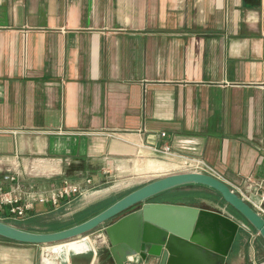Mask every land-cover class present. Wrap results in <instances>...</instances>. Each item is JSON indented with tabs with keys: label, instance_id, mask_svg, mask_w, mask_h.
<instances>
[{
	"label": "crops",
	"instance_id": "0c3cea01",
	"mask_svg": "<svg viewBox=\"0 0 264 264\" xmlns=\"http://www.w3.org/2000/svg\"><path fill=\"white\" fill-rule=\"evenodd\" d=\"M163 144L264 179V0H0V181L67 178L83 200L116 174H178Z\"/></svg>",
	"mask_w": 264,
	"mask_h": 264
},
{
	"label": "water",
	"instance_id": "95a60500",
	"mask_svg": "<svg viewBox=\"0 0 264 264\" xmlns=\"http://www.w3.org/2000/svg\"><path fill=\"white\" fill-rule=\"evenodd\" d=\"M191 184L218 192L264 240V219L225 182L198 173L172 174L152 181L86 221L62 230L33 232L0 221V237L31 246L62 243L136 208L104 229L115 264L137 263L150 257L160 259L159 264H227L242 222L217 211L151 202L164 192Z\"/></svg>",
	"mask_w": 264,
	"mask_h": 264
},
{
	"label": "rangeland",
	"instance_id": "374dc122",
	"mask_svg": "<svg viewBox=\"0 0 264 264\" xmlns=\"http://www.w3.org/2000/svg\"><path fill=\"white\" fill-rule=\"evenodd\" d=\"M159 178H161V175L141 178L140 176H127V174L119 177V175L116 174L109 177L106 183L97 184L85 199L77 200V198L79 199L82 196L76 197V201L71 207H69V203H66V205L63 204L59 209H51L48 214L43 216L35 217L34 219L30 218L21 222H11L9 224L24 230L33 229L35 230L33 232H48V230L56 227L69 226L71 222L76 221L78 214L80 215V213L89 209L93 205L118 200L120 197ZM71 203H73V201ZM201 205L206 207L210 205L213 208H218L210 201H208V204L202 203ZM135 209L136 208L125 214L131 213ZM225 211H227L233 218V215L228 210L225 209ZM125 214L107 222L80 238L57 244L31 246L5 241L0 238V264H48V261L51 264L90 263L94 257V252L89 250L81 257H73L78 255L73 252L70 255H67L65 251L69 248V242L85 239L84 241H87V243L90 244V242H92L94 244L97 254H99L100 251L109 250L110 243L108 239L100 238L99 236L102 233H105L104 229L107 225L114 223ZM236 220L245 225H249L240 219ZM239 235L241 236V241L230 254L227 264H251L253 260L263 261L264 241L261 237L258 236L255 231L247 230V228L244 227L241 228L238 236ZM99 264L101 263L99 262Z\"/></svg>",
	"mask_w": 264,
	"mask_h": 264
},
{
	"label": "built area",
	"instance_id": "2783aa9c",
	"mask_svg": "<svg viewBox=\"0 0 264 264\" xmlns=\"http://www.w3.org/2000/svg\"><path fill=\"white\" fill-rule=\"evenodd\" d=\"M165 136V133L161 134V137L164 138ZM153 150L164 158L178 160L177 173L206 174L225 182L233 193L237 194L264 219V179L256 180L248 177L239 183L228 181L204 159L179 154L172 149L170 144H163L161 147L153 148ZM19 177V172L12 167H7L4 169L3 178L0 181V221L7 224L26 221L36 211L38 205H50L54 210L59 209L63 203H69L76 197L84 196L88 190L72 183L67 178L59 186L48 189H41L36 185L24 186ZM92 184V180L86 181V185L92 186ZM242 225V227L252 231L251 226L243 223ZM256 233L259 236L258 232ZM99 237L107 238L105 233ZM92 251L94 255H98L95 249ZM126 264H146V261L140 260L137 263L127 262ZM251 264H264V260H253Z\"/></svg>",
	"mask_w": 264,
	"mask_h": 264
},
{
	"label": "trees",
	"instance_id": "16d2710c",
	"mask_svg": "<svg viewBox=\"0 0 264 264\" xmlns=\"http://www.w3.org/2000/svg\"><path fill=\"white\" fill-rule=\"evenodd\" d=\"M124 196H122V197H124ZM122 197H120L119 199H121ZM118 200L93 205L89 209L80 213V215L78 214L76 221L71 222L69 224V226L56 227V228H53L51 230H48V232L62 230L65 228L72 227V226L79 224L81 222H84L87 219H89V218L95 216L96 214L100 213L101 211L105 210L106 208H108L109 206H111L112 204H114ZM203 200H209L211 202L227 206V210L233 215V218L240 219V220H242L248 224V222L237 211H235L232 207L226 205V203L223 201L221 195L218 192H216V191H214L208 187L202 186V185L191 184V185H185L182 187H178V188H175L173 190H170V191H167V192H164V193L158 195L157 197L153 198L151 202L167 203V204H175V205H185V206L195 207V206H199L200 203L203 202ZM251 229L253 231H255L252 227H251ZM29 231H35V230L29 229ZM1 239L8 241V240L3 239V238H1ZM240 241H241V236L239 235L237 237L235 243H234L232 251L234 250V248H236V246L238 245V243ZM98 257H99V262L101 264H113V263H115L112 255L108 249L105 251H102V252L100 251L98 254Z\"/></svg>",
	"mask_w": 264,
	"mask_h": 264
},
{
	"label": "bare ground",
	"instance_id": "6f19581e",
	"mask_svg": "<svg viewBox=\"0 0 264 264\" xmlns=\"http://www.w3.org/2000/svg\"><path fill=\"white\" fill-rule=\"evenodd\" d=\"M73 242V241H72ZM70 243V242H69ZM84 243H86V244H88L89 245V247H91V249H93L94 250V246H93V244L90 242V244L89 243H87V241H85ZM59 248V247H58ZM58 248H57V250H58ZM65 253L68 255V253H69V248L65 251ZM66 255V256H67Z\"/></svg>",
	"mask_w": 264,
	"mask_h": 264
}]
</instances>
